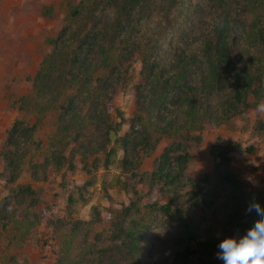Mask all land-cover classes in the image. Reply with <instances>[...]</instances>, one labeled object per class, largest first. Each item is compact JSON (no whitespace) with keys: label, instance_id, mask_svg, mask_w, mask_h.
<instances>
[{"label":"trees","instance_id":"trees-1","mask_svg":"<svg viewBox=\"0 0 264 264\" xmlns=\"http://www.w3.org/2000/svg\"><path fill=\"white\" fill-rule=\"evenodd\" d=\"M64 12V24L32 81L36 100L30 109L42 104L43 110L57 92L51 107L59 111V139L72 137L71 131L76 139L78 131L92 127L91 151L110 143L108 131L127 124L105 153L103 166L119 144L121 171L137 183L146 179L167 199L139 207L133 189L134 198L114 216L109 248L86 245L84 239L76 243L81 226L92 220L67 218L60 227H68V238L55 264H140L139 247L153 238L167 246L157 264H221L216 256L219 239L250 226L257 217L245 209L253 199L264 207V190L255 197L245 195L242 180L220 169L228 165L232 148L218 141L208 149L214 160L211 172L188 174L190 146L200 143L205 126L227 125L264 98V0H80L66 2ZM135 57L141 68L140 82L133 86L132 115H119L112 124L108 103L121 81L122 66ZM66 90L74 93L62 99ZM249 96H254L252 103ZM18 109L23 110V103ZM37 121L28 125L16 119L7 130L0 151V176L9 174L5 182L17 178L16 150L28 143ZM162 139L167 143L152 169L139 172L144 157ZM33 193L30 185L18 186L0 200V231L7 248L23 247L36 225L26 226L24 217L12 220L6 214L13 199ZM67 201L70 206L71 195ZM11 262L13 257L7 264Z\"/></svg>","mask_w":264,"mask_h":264},{"label":"rangeland","instance_id":"rangeland-1","mask_svg":"<svg viewBox=\"0 0 264 264\" xmlns=\"http://www.w3.org/2000/svg\"><path fill=\"white\" fill-rule=\"evenodd\" d=\"M68 1L77 4L80 0H0V151L14 120L23 119L28 125L38 120L28 143L16 150L15 157L19 162L17 178L7 183L5 178L9 174L0 176V200L12 195L18 186H31L34 193L15 197L6 214L12 220H23L24 217L26 226L36 225L30 229L21 248H7L5 235L0 231V264H7L10 257L16 262L12 264H55L57 251L68 238V235L64 236L68 227H60L67 218L83 222L92 220L88 226H81L76 243L84 239L86 245L95 242L98 247L109 248L114 216L121 211L122 204L134 198L133 189L138 191L135 198L139 207L146 202L162 203L167 199L146 179L137 183L121 171L119 144L109 156L108 166H103L105 153L127 131V124L116 131L110 130L113 132L112 140L108 131L110 143L91 151V146H88L95 140L92 127L75 131L81 134L76 139L73 138L74 131L70 133L72 137L59 139L63 134L58 127L60 115L57 106L51 107L57 92L47 103V97H42V103H46L43 110L42 104L30 109L36 100L32 94V81L42 58L51 51V39L57 36L64 24V9ZM122 67L121 81L108 103L109 122L112 124L118 122L119 115L125 119L131 117L133 86L140 82L141 66L137 57ZM101 72L99 70L97 75ZM262 82L264 84V77ZM73 93L66 90L60 97L64 99ZM254 100V96H249L247 102ZM21 103L23 110L18 109ZM201 136L198 145L192 143L190 146L193 159L188 174L211 172L214 160L208 149L218 141L232 148L228 165L223 164L220 169L230 171L242 180L245 195L255 197L259 190H264V112L250 106L227 125L218 128L205 126ZM166 143L167 139H162L152 154L144 157L139 172L152 169L154 159ZM3 166L0 158V173ZM83 185L85 187L79 189ZM68 195L73 198L70 206ZM164 241L153 238L145 246L140 245L137 255L140 264H157L167 249Z\"/></svg>","mask_w":264,"mask_h":264},{"label":"clouds","instance_id":"clouds-1","mask_svg":"<svg viewBox=\"0 0 264 264\" xmlns=\"http://www.w3.org/2000/svg\"><path fill=\"white\" fill-rule=\"evenodd\" d=\"M256 110L264 112V99L256 104ZM245 210L257 218L242 234L219 239L216 256L221 264H264V207L253 199Z\"/></svg>","mask_w":264,"mask_h":264},{"label":"water","instance_id":"water-1","mask_svg":"<svg viewBox=\"0 0 264 264\" xmlns=\"http://www.w3.org/2000/svg\"><path fill=\"white\" fill-rule=\"evenodd\" d=\"M109 134H110V139L112 140V139H113V138H112L113 132L110 131Z\"/></svg>","mask_w":264,"mask_h":264}]
</instances>
